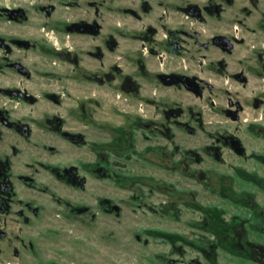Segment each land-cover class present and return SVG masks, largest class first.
Here are the masks:
<instances>
[{
	"label": "flooded vegetation",
	"instance_id": "obj_1",
	"mask_svg": "<svg viewBox=\"0 0 264 264\" xmlns=\"http://www.w3.org/2000/svg\"><path fill=\"white\" fill-rule=\"evenodd\" d=\"M108 109L134 113L136 161L188 141L198 165L242 159L245 241L228 249L264 264V0H0V264L120 211L92 205Z\"/></svg>",
	"mask_w": 264,
	"mask_h": 264
},
{
	"label": "rangeland",
	"instance_id": "obj_2",
	"mask_svg": "<svg viewBox=\"0 0 264 264\" xmlns=\"http://www.w3.org/2000/svg\"><path fill=\"white\" fill-rule=\"evenodd\" d=\"M120 115V116H119ZM113 141L92 146L93 167L103 164L106 156L107 180H94L93 211L97 200L107 195L120 211L108 214L99 208L98 217L61 223L57 233L45 232L40 240V255L31 253L15 258L18 264H233L244 256L228 248L245 241L246 186L249 178L240 172L242 159L219 164L211 156L198 165L192 149L200 142L188 141L179 152L151 156L147 162L136 161L134 113L119 114L108 109ZM145 131V130H143ZM147 133V132H144ZM121 135L117 138L115 135ZM137 143V144H136ZM188 148V150L186 149ZM160 154V153H159ZM155 155V154H154ZM165 156H162L165 158ZM174 158L170 160L169 158ZM183 157L182 160H180ZM175 160H178L175 162ZM111 161L119 162L111 167ZM187 163V168L184 163ZM174 163V164H173ZM106 186V187H105ZM167 205L164 202H167ZM237 220V221H238ZM1 258V256H0Z\"/></svg>",
	"mask_w": 264,
	"mask_h": 264
}]
</instances>
